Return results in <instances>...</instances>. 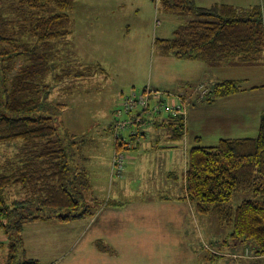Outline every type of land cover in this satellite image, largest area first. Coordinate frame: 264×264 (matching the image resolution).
<instances>
[{
    "label": "rangeland",
    "instance_id": "obj_1",
    "mask_svg": "<svg viewBox=\"0 0 264 264\" xmlns=\"http://www.w3.org/2000/svg\"><path fill=\"white\" fill-rule=\"evenodd\" d=\"M51 7L54 12V6ZM47 11L30 10L26 0H0V12L14 22L8 23L9 30L21 35L27 29L21 35L23 40L39 47L40 54L50 58L49 74L40 82L51 88L48 104L63 106L58 119L59 132L65 135L66 143L72 136L87 159L84 164L80 160L86 167L83 172L77 171L81 183L76 187L82 193L83 206L91 214L67 223L57 220L27 223L23 238L30 242L46 241V245L59 243L47 256L33 246L25 257L38 259L40 264H264V257H257L253 251L247 257L250 259L236 257L242 256L235 254H243L248 246L250 250L253 248L250 242L232 239L231 224L220 225L216 216L198 213L194 221V211L185 209L187 205L183 203L179 204L184 208L180 214L169 212L156 196L164 187L163 172H158L154 186L148 188L139 183H147L144 179H132L131 189L128 187L125 194H113L109 181L116 146L113 128L120 120L117 115L122 109L123 97L132 90L142 93L146 89L184 95L189 102L202 88L210 92L207 98L212 95V84L205 80L204 63L162 57L160 40L171 39L187 19L165 12L160 0H75L67 27L71 34L44 46L37 38L26 36L31 35L29 31L38 17L51 14ZM31 63L29 57L15 59L11 78ZM57 75L65 77L57 79ZM130 135L129 130L122 134L126 141ZM118 144L125 149L117 140ZM152 145L153 141L147 149ZM185 147L183 141L181 167L176 171L175 184L181 188L187 160ZM17 150L16 146L0 144V175L22 169L15 158ZM122 152L127 154L125 150ZM136 155L141 164L143 155ZM139 169L140 166L137 176ZM130 173L127 172L126 180L132 176ZM85 181L89 182L88 187ZM11 197L16 199L15 190L11 191ZM247 199L252 197L237 193L230 206L237 208ZM164 224L167 229L162 228ZM5 239L0 235V240ZM98 240L103 243L102 251L109 254L105 261L93 260L87 251L90 248H85L89 241H92L90 245L97 241L99 246ZM111 245L118 252L117 258L111 257L116 255L110 252L114 250ZM7 252L6 248L0 252V264H7Z\"/></svg>",
    "mask_w": 264,
    "mask_h": 264
},
{
    "label": "trees",
    "instance_id": "obj_2",
    "mask_svg": "<svg viewBox=\"0 0 264 264\" xmlns=\"http://www.w3.org/2000/svg\"><path fill=\"white\" fill-rule=\"evenodd\" d=\"M74 1L26 0L30 10L50 9L47 13H51L38 17L29 31L31 35L26 37H35L44 46L51 40L68 38L69 12ZM160 1L165 12L187 19L171 39L160 40L162 54L212 66L264 64V6L203 8L196 0ZM8 23L14 22L0 12V144L18 148L15 158L22 169L0 175V235L7 238L4 243L0 241V252L8 250L7 264H40L25 257L26 224L52 220L67 223L83 219L91 212L83 206L82 193L76 187L81 183L77 178L79 167L75 165L77 144L72 136L66 143L65 135L59 132L63 106L48 104L51 88L40 82L49 74L50 58L40 54L39 47L23 40L21 35L27 29L19 35L9 30ZM20 57H29L32 63L11 78L12 64ZM240 90L238 82H220L206 103L233 96ZM167 126L172 140H184L186 117L170 118ZM197 142L200 143L199 138ZM118 149L121 150L119 144ZM80 170L83 172L85 167ZM116 178L111 166V180ZM185 182L183 200L190 201L196 213L216 216L221 225L231 224L232 239L250 242L253 253L264 257V114L256 138L224 139L215 147H191ZM84 183L88 187L89 182ZM13 190L15 200L11 197ZM241 192L252 199L244 200L237 208L231 207L234 196ZM22 257L25 259L21 260Z\"/></svg>",
    "mask_w": 264,
    "mask_h": 264
},
{
    "label": "crops",
    "instance_id": "obj_3",
    "mask_svg": "<svg viewBox=\"0 0 264 264\" xmlns=\"http://www.w3.org/2000/svg\"><path fill=\"white\" fill-rule=\"evenodd\" d=\"M196 2L203 8L221 5H229L237 8H249L258 5L264 6V0H196ZM162 57L173 56L163 54ZM196 62L206 65L205 80L208 81L207 83L212 84L211 88L208 84H206V86L209 87L211 91L216 84L224 81L238 82L241 90L233 96L219 99L213 103H206L207 97L203 98L200 93H196L195 96L191 98L192 102H190L186 116L188 129L183 140L186 146V153L184 152V154L187 160L186 169H184L183 173L182 188L179 184L176 185L175 183L177 179L176 171L181 167L179 165V160L180 154L182 153L183 141L172 140L170 126H167L168 116L165 113L156 115L151 123L139 129V137H132L130 135L131 138L127 141V144L132 148L130 151L126 152L127 164L123 176L112 181L111 168L109 173V181L113 188V194H118L120 192L125 194L128 187L131 189L132 183L130 181L132 179H144L147 183L144 181H139V183L149 188L151 185L154 186L158 178V172H163L162 178L164 187L162 186L156 193L158 201L163 203L164 207H168L170 210L169 212L175 214H180L181 210L188 207L189 211H194V221H197L195 217V208L190 201L183 200L188 165V150L198 144L204 147H215L224 139L238 140L256 138L260 133L261 119L264 114V64L256 66H234L229 64L212 66L204 61ZM222 71L225 72V75H221ZM201 84H205L204 81H202ZM187 135L190 138H188ZM197 138L200 139V143L197 142ZM152 141L154 145H152L151 149H147L149 143ZM115 145L114 154L116 150H118L117 143H115ZM121 150H123V147ZM80 151L81 148L77 145L76 164L79 165V169L83 166L86 167L85 165H81L80 160H82L83 164L86 163L84 160H87ZM136 154L143 155L141 164H138V155ZM139 166V176H137L136 173L138 172ZM133 167L137 168L132 169ZM129 171H131L130 174L132 176L126 180V175ZM180 203L187 206L182 208L179 206ZM170 205H172V207ZM162 228L167 229V224H164ZM152 235L155 236L154 233H152ZM2 237L3 236H1V238ZM0 241L4 243L7 239ZM98 241H100L99 246L97 241L94 245H90L89 243L92 241H89L88 244H85V248H90V250L87 251L93 256V260L105 261L108 257V253L102 251L101 246H103V243L101 240ZM120 242L126 243V241L123 240ZM46 243V241L30 242L26 238L25 256H27L29 248L33 246H35V250L41 251L47 256L50 250L58 247L59 242L56 241L55 244L49 242V245H46ZM223 245L225 247L228 246L226 242H224ZM107 250L109 251L110 249H105V251ZM110 252L116 253V255H111V257H118V252L115 248L114 250H110ZM220 253L222 254V251ZM34 256L39 259L41 258L36 254ZM28 259L38 260L34 258Z\"/></svg>",
    "mask_w": 264,
    "mask_h": 264
},
{
    "label": "built area",
    "instance_id": "obj_4",
    "mask_svg": "<svg viewBox=\"0 0 264 264\" xmlns=\"http://www.w3.org/2000/svg\"><path fill=\"white\" fill-rule=\"evenodd\" d=\"M202 97L210 96L208 90L198 91ZM202 92V93H201ZM190 102L188 98H185L184 95L164 93L159 90L146 89L142 93L132 90L127 96L123 97L122 109L118 111V117L120 118L117 121V124L113 128L115 142L124 144L126 152L131 150V146L127 144V141L122 136L125 131H130L132 137H139V129L147 126L151 123L152 119L156 115L165 113L170 118H179L186 117ZM125 119L123 120V117ZM167 121V122H168ZM127 154L122 152V150H116L113 160H112V176L120 178L123 176L126 170L127 164ZM251 248H246L242 255L236 256L237 258L250 259L247 258L250 254Z\"/></svg>",
    "mask_w": 264,
    "mask_h": 264
}]
</instances>
